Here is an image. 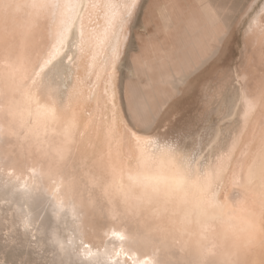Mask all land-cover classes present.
I'll return each instance as SVG.
<instances>
[{
  "label": "bare ground",
  "instance_id": "1",
  "mask_svg": "<svg viewBox=\"0 0 264 264\" xmlns=\"http://www.w3.org/2000/svg\"><path fill=\"white\" fill-rule=\"evenodd\" d=\"M92 1V10L96 14L97 22L100 23L99 33H95L94 38L90 36L94 42L91 41L92 46L94 44V49H91L96 56L90 50L89 53L94 58L90 60L91 65L88 64V67L93 71L98 67L100 60L105 64L119 58L124 45L126 48L124 39L127 25L116 0ZM125 1L130 4L133 2ZM141 1L135 0L137 9ZM89 2L90 0H0L2 40L0 47L11 48L14 56L6 65L0 66V79L7 92V103L10 106L9 128L16 136L19 134L24 139L31 138L36 141L38 139L41 142L42 147H39L43 149L45 155L42 150L39 153L45 156L47 164L45 167L54 174L55 186L58 189L56 193L47 195L42 185L43 178L36 177L38 172L36 173L35 166L27 163L26 168L35 177L33 183L29 184L25 179L18 177L19 185L15 186L10 182L0 187V198L11 201L23 235L29 236L32 232V228L30 230L29 227L37 224L35 221L38 222L35 229L33 228L39 234V239H36L40 244L44 241L51 246L53 251L51 257L58 264H232L231 254L240 249L241 240L238 243L235 237H231L224 242L225 246L220 253L213 252L214 237L218 235L216 222L223 217L219 215L222 214L223 207L218 203V193L231 164L235 167V176L240 178L239 184L243 188L240 194L257 195L259 192L262 195L264 190V139L249 165H246V158L252 143L258 137L250 135L245 140V132L249 129L248 126H252L250 123L256 125L258 129L264 125V115L261 119L255 120L258 106L264 96V48L256 50L254 55L252 52L246 55L245 63H249L251 56H254L253 68H249L252 85L250 84L248 88L250 92L255 90V93L248 94L240 84L233 83L237 72L233 68L226 69L222 77L211 78L214 81L212 84L207 80L198 82L199 87L196 89L198 91L194 100L200 96H204V100L201 99L202 102L198 103L201 104L200 107L195 106L193 115L185 117L181 124L173 126L174 123L170 122L159 130L156 128L153 131H139L140 135L145 137L137 138L139 141H136L138 142L136 148L131 147L128 136L124 137L120 152L127 157L126 159L131 160L126 161L123 169L119 161L110 158L111 151L106 152V159L104 163L102 162L103 172L97 170L99 166H96L95 173L92 176H90L92 173H89L91 179L88 180L92 185L99 183L96 185L101 187L100 191L111 204L109 216H112L110 219L115 223L108 222L105 230H96L90 224H85L77 204L66 200L61 192L64 175H58V170L56 171V164H62L63 159L72 156L70 150L72 151L76 136L75 128H78L76 118L80 110L78 112L71 103L69 91L72 89L70 87L74 83L75 74H81L80 70L88 69L85 68L88 63L86 60L91 56H86L85 51L83 53L85 57L80 54L82 57L77 58L81 35L82 33L86 35L85 32L88 31L84 30L82 23ZM146 4L142 22L148 30L147 44L150 57L135 53L131 55L129 71H132L133 77H129L125 85L127 111L129 117L134 120L137 119V115L132 113L129 106L130 93L134 92L136 95L137 114L150 117V113L147 112L151 110L155 119L161 114L167 101L178 95L190 79L196 77L206 64L213 62L221 53L229 31L228 23L219 11H226L225 8L215 5L212 0H148ZM97 10L101 13L97 14L99 12ZM260 10L258 13L261 14L258 16L256 13L254 17L258 18L252 21L256 25L250 28L252 31V28L261 27L255 37H252L253 45L250 44L251 39L249 40L252 51L262 39L258 36L264 31V3ZM65 23L71 25L68 43L64 49L65 55L58 61V71L54 79L42 76L41 66L52 53L57 33L62 30ZM39 25L47 29L45 33L42 32L44 28L40 29L42 31H36ZM37 38L38 42L35 40ZM91 43L88 44L91 46ZM86 49L88 51V48ZM69 57H72L71 61ZM105 67L104 65L103 68ZM243 76L244 74L241 76L242 79ZM80 84L82 88L83 83ZM99 99L94 104L93 115L101 123V115L107 103L104 104ZM214 112L218 115L216 121L212 125H205L204 122L209 120V116ZM114 120L112 124H115ZM220 121H224V124L220 125ZM198 126L203 127L202 133H198ZM108 127L111 128L107 130L109 134L106 135L111 137L110 132L114 125ZM158 134L161 138V148L164 146V138L176 140L179 151L175 153V157L166 156L159 150L153 151L152 145L144 143L155 139ZM2 137L3 130L0 128V140ZM241 144L244 146L240 149ZM238 152L240 154L236 156ZM119 153L116 154L119 156ZM183 155L193 158L190 170L177 162L176 158ZM52 157L55 163L52 162L54 161ZM41 164L43 162H38L37 166L41 167ZM10 166L17 168L16 165ZM253 184L256 186L255 189L252 187ZM118 204L130 211L134 208L146 210L155 224L156 222L164 224L163 220L168 219L170 227L167 226L164 230L168 234L173 232L176 236L174 246L177 250L169 249L164 235L162 238L165 243L153 242L146 231L141 235L129 236L127 228L120 224L121 221L118 222L117 217L120 218L122 215L121 211L116 210ZM240 214L243 220L241 231L252 233L256 227L254 221L250 219V208L249 210L244 208ZM255 221L257 223V220ZM227 222L233 225L231 219ZM163 224L159 225L165 227ZM231 224L229 228H232ZM235 224L238 225L237 222ZM89 230L91 238L87 237ZM225 230L224 225L219 229L220 232H226ZM246 238L243 240H247ZM245 253L235 258V264H245L248 261L246 255L249 253Z\"/></svg>",
  "mask_w": 264,
  "mask_h": 264
},
{
  "label": "rangeland",
  "instance_id": "2",
  "mask_svg": "<svg viewBox=\"0 0 264 264\" xmlns=\"http://www.w3.org/2000/svg\"><path fill=\"white\" fill-rule=\"evenodd\" d=\"M116 1L115 2L117 3V7H119L118 9H122L121 13H123L126 21L124 23L127 25V27L125 28L127 30L126 38L124 39L126 48L124 45L119 58L115 60L113 59L110 60L111 59L110 58L109 63L107 62L104 64L102 63V60H100L99 62L101 63V66L99 63L98 67L96 68L97 70L95 69L93 71L90 67H88V64L89 66L91 65L89 63L90 60L92 61L94 58L93 55L89 53L91 51H92L91 53H93L92 49H94V44L92 46L91 43L92 41L91 37L94 38V36L97 34L98 29H100L99 28L100 23L97 22L98 19L96 17V14L92 10L93 7L92 0H90L88 5L90 7L87 6L89 10L87 9L85 11L83 17L84 22L82 23V25H84V30L86 31L88 30L87 33L90 35H88L85 31H83L85 32L86 35H84V33H82L81 35L80 45H82V47H80L79 45L78 48L79 50L77 51V58L79 59L80 57H82L80 54H83L85 51L87 52V53L85 52L86 56L88 57L90 55L91 56L89 57V59L87 58L86 60V62L88 63L86 64L85 68L88 69H85L83 71L80 70L79 72H81V74L80 73H78V75L75 74L74 83H72L71 85L72 87H70V89L71 88L72 89L71 90L69 89L71 103H73V106L78 112L80 110L78 115L79 118L78 117L76 118L77 119L76 122L78 121L76 127L78 128H75V135H76L74 137L75 143L73 142L71 148L72 151L70 150L72 156L66 157L65 159L68 158L66 160L67 162L65 161V159H63V161H61L62 164L59 165L56 164L57 168L55 167L56 171L58 170L57 172L58 175H62V174L64 175L63 187L61 189L62 190L61 192L65 196L66 200L77 204L78 210L81 212L85 224H90V226H93L92 227L93 229L101 230V231L105 230L104 228L108 222L115 223V221L110 219L112 218V216L111 217L109 216L110 214L109 207L111 204L108 203L106 196L102 193V191H100L101 187L97 186L99 183L98 184L96 183L97 185L93 183L97 187L90 183L89 180L91 179V177H89V175L92 173L90 175L92 176L95 173L96 166H99V168L97 167V170L103 169L102 165L104 163V160L106 159L108 151H111L110 158L112 157L113 160L116 162L119 161V165H121L122 167L121 169H123V167H125L126 165L125 164L126 161L131 160L129 158L126 159L127 157L125 158L124 154L120 152L122 151V147L124 144V140H125L124 137L128 136V138L131 139V140L129 139L128 141L130 145L132 144L131 145L132 148H136L135 146L138 145V142L136 141L139 140L137 138L140 137L139 139H141L145 137V136H141L140 135L141 132L137 131V129L134 128L131 123H129L130 120L134 121V119L131 116L129 117L128 114L129 112L127 111L128 99L125 94V87H126L125 85L126 82H128V78L133 77L131 76L132 71H129L131 55L135 53L138 55L140 54V56L150 57L149 45L147 44L148 30L142 22V17L148 0H142L139 5L140 7L138 9H137L138 5L133 7L129 15H125L124 7L126 5H129L130 3L126 2L125 0H116ZM212 2L215 5H219L222 8L223 7L225 8L226 11L223 10H219V11L225 22L227 21L229 26L228 37L224 41V46L220 51L221 53L218 54V56H216L213 59V62L211 61L210 63L206 64V66L201 70V72H199V74L196 77L190 79L187 85L183 87L182 91L178 95L174 96L172 99L167 101V104L162 109L161 114L158 117L156 116L157 119L155 118L153 119L154 121L152 120V128H151L152 131L156 130V128L157 130L162 129L163 127H166V125L170 122L174 123L173 126H178L179 123L182 122L185 117L187 116L189 117V115L190 116L193 115V113L195 112L194 110L200 107L201 105V104L199 105L198 103L204 100V96H200V98L198 97L199 99L197 98V100H194L196 91H198L196 89L199 87V83L203 80H207L210 84H212L214 81L211 80V78H214L216 76L222 77L221 75L224 73L223 71L226 69L233 68L237 72V75L233 80V83L240 84L241 87L244 90H246V92H248V94L255 93V90H253V92H250L248 88L250 87L251 84L249 68L250 69L253 68L252 66L253 57H254L253 55L255 54L256 50L264 48V31H262L259 34L258 38H262V39L258 41V43L255 45L254 51H252L250 50L249 40L251 39L250 44L253 45L252 37H255L256 32L260 30L261 27L257 26L255 28H252V31H250V28L256 25L252 23V21L254 22V19L256 20L259 14L262 13L263 10L262 9L260 10V7L264 3V0H212ZM95 3L96 2H94V4ZM259 10L261 11V13H258ZM98 13H101V11L97 12V14ZM256 13H258V16L254 17V15H257ZM92 18H94V20ZM94 23L96 26L94 25ZM41 26L42 25L37 26L36 31L38 32L43 30L42 32L45 33L47 29L45 30L44 26L43 27ZM84 36L85 38L87 36L88 39H85ZM35 40L38 42V38ZM88 43H91V46ZM86 48H88V51ZM33 49L32 51H35ZM97 51L99 52L100 49H98ZM251 52L253 55L251 56L249 63H245L246 55L250 54ZM85 54H83L84 57ZM93 54H95L96 56L95 52ZM12 57L14 56L11 48L7 49L0 47V66L6 65L7 64L6 62L12 60ZM104 65L106 66L105 68H103ZM248 65H250V67ZM242 74H244L243 79L241 78ZM82 83L83 86L81 88L79 84L82 85ZM79 91L83 92L81 94L82 96H84V98L81 96ZM6 94L7 92L4 90L3 83L1 82L0 79V128H2L3 130V137L2 140H0V144H1L0 145V187L10 182H12L15 186H17L19 185V181H18L19 178L25 179L29 184L33 183V179L35 177L26 168V164L28 163L35 166L36 173L38 172V174H36L35 176L36 177L41 176L43 178L42 185L46 193H48L47 195L51 193H56L58 189L55 186L54 174H52L51 171L48 168H46L47 167L45 160L46 158L44 156L45 153L41 148L42 147L41 142L38 139L37 141L31 138L24 139V137L19 134L16 136L10 130L9 120H8V113H10L9 110L10 106L7 103L8 98ZM99 94L102 97H100ZM8 96L10 98L9 94ZM79 96L80 98H78ZM97 97L98 99L100 98L99 99L100 102L104 104L107 103L105 104L106 108H104L103 114L101 115V119H100L102 121L101 123L100 121L98 122V118H96L93 115L94 104L96 100H98ZM81 99H83L84 101ZM261 99L263 103L261 102V104L258 106V110L256 113L257 116L255 119L256 121L258 119H261L262 116L264 115V96ZM194 101H196L197 104ZM182 111L185 113H183ZM147 114H149L150 117H155L154 113L151 110L148 111ZM138 116L144 117V115L142 114H138ZM217 116H218L217 113L215 112L212 113L209 116V120L204 122L205 125H212L216 121ZM177 117L179 118V120H177L178 119ZM112 120L115 121V124H112L113 123ZM175 123L178 124L176 125ZM219 124L223 125L224 121H220ZM109 125L110 126L114 125V127H112L110 132L111 137L110 135H106L109 134L107 130L111 128L108 127ZM249 125L252 126H248L249 129L246 128L248 130L245 132L246 135L245 140L248 137H250V135H257L258 138H256L255 141L252 143L250 153L246 158V162H247V163L245 162L246 165H249V163L252 161L251 159H253V156L255 155L256 151L261 145V141L264 139V125H261V129H258L256 125L252 123H250ZM98 126L100 127L98 128ZM202 126L201 127L198 126L197 128L198 133L203 132L201 131L204 130ZM94 129L95 130L98 129L97 131L99 132L95 131ZM113 131L116 132L114 133ZM257 131H259L260 133L258 132L259 133L258 134ZM107 136L110 137V139ZM80 138L82 139V141ZM117 142L118 144L120 143L121 145L119 144L118 146ZM243 146L244 144H241L239 148L240 147L242 148ZM117 149L119 150L120 153L118 152ZM41 150L43 151L44 155L43 153H39L42 152ZM116 153L117 154L119 153V156ZM239 154L240 152H238L236 156H239ZM52 159H54V157H52ZM38 162H43V164H41V167L37 166ZM52 162L55 163V159L54 161L52 160ZM10 165H16L18 169L12 168ZM234 169H235L234 165L231 164L228 171L226 172V175L224 176V181L218 193L219 195L218 203L220 206L223 207L222 214L219 215L223 217L219 216L220 220L216 222L218 223L217 225L218 235L214 237L215 243L213 247V252L214 254L220 253L225 246L224 242L228 241V239H230L231 237H235L237 242L241 240L242 243L241 242L238 243L242 245H240L241 247L239 246L240 249L235 250L241 252L238 253L233 251V253L231 254L232 264L236 263L235 258H239L247 250L248 251L246 253H249V255L252 253L251 255L254 257V258L252 256L250 257L247 254L246 255V257L248 256L246 259L248 260L246 261L247 264L248 262H250L251 264H264V207H263L264 190L262 192V195L259 194V192H257V195L253 193H249L245 195L240 194L243 188H241L242 186H240L239 184L240 178H237L234 174L235 173ZM101 172H103V170ZM71 177H73L74 179L73 178L71 179ZM254 184L252 185V187L254 186L253 188L255 189L256 184L255 185ZM242 204L243 206H241ZM119 205L120 204H118V208L116 207L117 208L116 210L119 212L121 211L120 213L122 214L121 215L122 219L120 220L121 217L120 218L117 217L118 222L120 223L121 221L120 224L127 228L129 236L132 237L136 234L141 235L146 231V233L150 235V238L153 242L157 243L159 241L158 243L161 242L165 243L164 238L166 237L165 238L166 245L168 243L169 249L172 248L174 250H177V247L174 246L176 236L174 235L173 232H172L173 234L171 232H169L168 234L164 230V228L166 229L167 226L170 227L171 223L168 219L163 220V222H165L164 224L161 222L160 223L156 222L155 224V221H153L152 218H150V215L148 214L149 212H147L146 210L141 208L140 209L134 208L130 211L128 210V208H124L122 207V205L121 208ZM11 206H12L11 201H9L8 199L0 198V264H58L51 257L53 256L52 253L53 251L51 250L52 249L51 246H49L47 242L44 243V241H42V243L40 244V242L36 239L39 237V234L34 229L35 226L38 224V222L35 221L34 223L37 224H34L32 225V227L31 226L29 227L30 230L32 228V232L31 234H29V236L23 235L22 233L23 230L20 229L21 227L19 223L17 224L18 216L14 213L13 206L12 207ZM244 208H247V210H249L250 208V215H251L250 219H252L255 223L256 230L255 229L252 230V233H250L251 231L248 233H243L241 231L243 220L241 219L242 215L240 214V211L241 210L244 211ZM138 210L140 213L138 212ZM252 210H254L255 213ZM168 213L172 214L171 212ZM253 213L255 216L253 215ZM230 219L232 220L233 223V225L230 223L232 225V228H229L230 224L229 222H227L230 221ZM254 219L257 220V223ZM150 220H152L154 223ZM223 222L224 223L227 222V224H224ZM236 222L238 225L235 224ZM159 224H163L165 227ZM222 225L226 227L225 230L226 232L222 231L223 234L222 232L219 231ZM162 231L163 232L165 231L164 232L165 234ZM35 234H37V236ZM162 235H164V238H162ZM87 237L91 238L90 230ZM168 238L170 239L168 240ZM245 238L247 240H243ZM35 240L37 241L35 242ZM246 244H248L247 245L248 247L246 246ZM243 245H245L244 246L245 249L243 248ZM251 258L253 262L252 260L249 261V259Z\"/></svg>",
  "mask_w": 264,
  "mask_h": 264
},
{
  "label": "snow or ice",
  "instance_id": "3",
  "mask_svg": "<svg viewBox=\"0 0 264 264\" xmlns=\"http://www.w3.org/2000/svg\"><path fill=\"white\" fill-rule=\"evenodd\" d=\"M7 7V5H5ZM135 6V0L129 5L124 7L125 15H129L131 13V9ZM123 19V17H121ZM71 28L70 24L65 23L62 27V30L57 33L56 42L53 46L52 53L50 54L49 58L45 61L44 65L41 66V75L48 76L52 79L55 78V75L58 71L57 64L58 61L61 59L62 55L64 54V49L68 43V32ZM223 35V34H222ZM72 57H69V61H71ZM129 106L132 110L134 115H137V119L130 120L129 123L133 125L137 131H151L152 128V120L154 117H141L137 114V100L135 93H130L129 95ZM145 144H150L153 146V151H161L162 154L166 156L175 157V153L179 151V145L176 143L174 138H164L163 140V148L160 147L161 138L159 134L155 139H150L144 142ZM177 162L187 168L191 169L192 164V157L188 155H183L179 158H176ZM184 182V181H182Z\"/></svg>",
  "mask_w": 264,
  "mask_h": 264
}]
</instances>
